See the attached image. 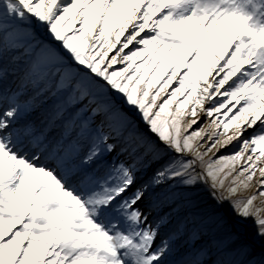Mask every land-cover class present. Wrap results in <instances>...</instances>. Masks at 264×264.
Masks as SVG:
<instances>
[{
  "label": "snow or ice",
  "instance_id": "obj_1",
  "mask_svg": "<svg viewBox=\"0 0 264 264\" xmlns=\"http://www.w3.org/2000/svg\"><path fill=\"white\" fill-rule=\"evenodd\" d=\"M0 264H264V0H0Z\"/></svg>",
  "mask_w": 264,
  "mask_h": 264
},
{
  "label": "rangeland",
  "instance_id": "obj_2",
  "mask_svg": "<svg viewBox=\"0 0 264 264\" xmlns=\"http://www.w3.org/2000/svg\"><path fill=\"white\" fill-rule=\"evenodd\" d=\"M250 227H253V225L251 224V222H250V225H249Z\"/></svg>",
  "mask_w": 264,
  "mask_h": 264
}]
</instances>
